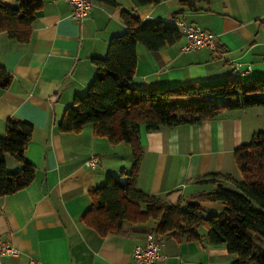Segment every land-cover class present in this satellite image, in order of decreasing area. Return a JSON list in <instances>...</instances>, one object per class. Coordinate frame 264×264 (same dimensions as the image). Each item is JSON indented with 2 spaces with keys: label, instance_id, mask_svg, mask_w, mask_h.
I'll list each match as a JSON object with an SVG mask.
<instances>
[{
  "label": "crops",
  "instance_id": "crops-1",
  "mask_svg": "<svg viewBox=\"0 0 264 264\" xmlns=\"http://www.w3.org/2000/svg\"><path fill=\"white\" fill-rule=\"evenodd\" d=\"M0 1L17 5L16 0ZM91 1V12L79 22L67 0H45L28 42L0 32V67L12 74L7 87L0 85V135L10 117L31 122L34 130L25 157L36 167L30 185L0 195V239L18 251L4 255L2 264H135L134 249L153 236L142 226L128 234L101 236L82 221L92 203L90 191L131 171L132 149L94 135L91 125L79 133L59 129L65 110L76 96L87 93L96 75L92 59L104 57L110 39L125 31L123 9L135 11L145 25L175 27L181 19L215 33L219 45L216 50L184 51L183 34L158 51L138 44L135 87L264 79V0H209L208 5L199 4L203 10L180 13L181 0H117L116 7ZM263 111L237 109L200 124L155 131L142 126L137 187L176 204L182 196L211 189V183H201L210 174L239 179L235 150L262 130ZM92 156L99 159L94 168L85 164ZM20 167L15 157H6L7 170ZM200 204L209 214L225 208L220 202ZM200 231L199 240L165 237V257L158 264H231L226 246L210 244L206 228Z\"/></svg>",
  "mask_w": 264,
  "mask_h": 264
},
{
  "label": "trees",
  "instance_id": "trees-1",
  "mask_svg": "<svg viewBox=\"0 0 264 264\" xmlns=\"http://www.w3.org/2000/svg\"><path fill=\"white\" fill-rule=\"evenodd\" d=\"M16 1V6L0 1V32L25 43L31 39L33 22L45 0ZM98 1L119 5L117 0ZM135 1L157 4L163 0ZM202 2L209 4V0H181L179 13L203 10L199 5ZM121 19L125 31L110 39L104 57L92 59L96 75L87 93L75 97L59 123L62 132L73 133L91 125L94 135L107 137L112 144L127 143L132 149L131 171L90 191L92 203L82 221L101 236L128 234L142 226L150 234L179 240L201 239L200 228L204 227L210 244L226 246L233 256L231 264H264V129L235 150L239 179L230 174H210L201 183H211V189L182 196L176 204L137 187L144 152L140 141L142 126L155 131L200 124L227 111L264 108V79L244 81L234 77L216 83L135 87L132 80L137 67V45L158 51L179 41L182 33L176 26L162 22L145 25L132 10L123 9ZM11 80L12 74L0 67V85L7 87ZM33 130V124L25 119H7L5 133L0 135V195L14 193L33 182L36 167L25 157ZM7 156L15 157L21 167L7 170ZM224 180L231 181L233 187ZM203 201L220 202L225 208L207 214L200 204Z\"/></svg>",
  "mask_w": 264,
  "mask_h": 264
},
{
  "label": "built area",
  "instance_id": "built-area-1",
  "mask_svg": "<svg viewBox=\"0 0 264 264\" xmlns=\"http://www.w3.org/2000/svg\"><path fill=\"white\" fill-rule=\"evenodd\" d=\"M67 1L72 6L71 16L79 22L87 18L93 7L91 0ZM175 25L186 38V43L182 47L184 51L198 50L205 47L213 50L218 48V39L215 33L202 30L195 25L186 24L181 19H177ZM233 72L236 73L237 70L234 69ZM98 160L97 156H92L85 164L88 167L94 168ZM164 240L165 238L161 234H154L144 244L137 245L133 251L135 264H158L163 260L165 257L162 254ZM17 253L18 251L13 245L0 239V264H2V257L4 255H15Z\"/></svg>",
  "mask_w": 264,
  "mask_h": 264
},
{
  "label": "rangeland",
  "instance_id": "rangeland-1",
  "mask_svg": "<svg viewBox=\"0 0 264 264\" xmlns=\"http://www.w3.org/2000/svg\"><path fill=\"white\" fill-rule=\"evenodd\" d=\"M257 107H260V108H262V109H264L263 107H261V106H257ZM264 112V111H263ZM262 130L264 129V126H262V128H261ZM233 187V186H232ZM207 214H209L208 212H206Z\"/></svg>",
  "mask_w": 264,
  "mask_h": 264
}]
</instances>
